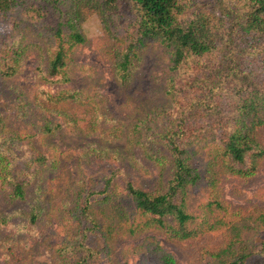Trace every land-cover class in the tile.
Instances as JSON below:
<instances>
[{
	"label": "trees",
	"instance_id": "1",
	"mask_svg": "<svg viewBox=\"0 0 264 264\" xmlns=\"http://www.w3.org/2000/svg\"><path fill=\"white\" fill-rule=\"evenodd\" d=\"M40 1L28 3L24 14L27 24L41 25V34L45 28L53 37L55 50L47 71L50 81L72 80L69 67L74 49L88 42L83 24L92 15L99 17L107 34L105 45L114 76L123 87L135 80L144 51L151 44L166 48L170 55L165 89L170 102L155 113L152 108L156 107L141 108L129 125L119 124L120 118L114 117L110 127L114 136L109 139L125 138L129 145H140L145 157L168 178L150 190L130 180L120 187L116 170H111L99 182L91 179L87 186L85 172L78 168L68 188L65 209L59 210L61 219L71 221L66 226L73 231L57 248L59 257L72 264L76 254L78 260L73 263L91 264L100 251L87 247L85 237L96 229L103 231L104 238L125 227L132 232H163L179 241L219 229L227 241L210 251L213 264H264V239L255 242L256 233L264 229V212L250 221L254 215L222 201L207 203L199 215L189 205L192 188L206 178L203 173L210 174L214 186L218 168L245 178L256 174L264 158V0H217L219 9L209 11L208 4L199 5L197 0H130L133 18L128 27L118 19L121 0ZM17 2L0 0V12L11 11ZM22 54V50L16 51L7 76L20 70ZM204 59L211 65H204ZM190 65L193 75L182 84ZM178 74L180 84L176 82ZM44 92L43 115L59 112L64 104L85 103L84 117L71 109L65 111L71 127L91 133L106 124V119L101 121L108 115L106 98L88 96L86 101L83 90L67 87ZM27 105L23 101L17 111L27 116ZM43 119L44 125H37V130L50 136L68 125L55 115ZM123 127L128 130L127 137ZM20 140L0 106V194L8 201L26 204L21 211L5 215L0 210V217L4 224L17 219L18 225L34 226L41 217L49 219L41 196L47 174L59 169L61 151L54 145L53 158L41 152L20 168L15 156ZM101 149L99 155L107 158L114 153L110 146ZM201 150L208 156L206 168L192 161ZM215 203L221 216L214 215ZM158 243L155 250L161 263L178 264L174 254Z\"/></svg>",
	"mask_w": 264,
	"mask_h": 264
},
{
	"label": "rangeland",
	"instance_id": "2",
	"mask_svg": "<svg viewBox=\"0 0 264 264\" xmlns=\"http://www.w3.org/2000/svg\"><path fill=\"white\" fill-rule=\"evenodd\" d=\"M31 1L33 0H18L11 11L0 12V106L7 115L9 126L21 139L15 146L16 161L20 168L28 163V159L41 152H46L53 158L54 145L61 151L58 152L61 164L58 170L47 174L45 192L41 196V206L47 210L49 219L41 217L38 224L24 226L18 225L17 219H10L8 224H4L0 217V264H67L57 254V248L67 242H63L64 238L73 231L66 226L71 221L61 219L59 210L65 209L66 198L69 197L68 188L78 168L85 172L87 186L91 179L99 182L101 176L111 170H116L120 187H123L124 181L130 180L150 190L168 178L167 173H162L153 161L145 157L140 145H129L123 137L121 140L109 139L114 136L110 130L115 122L114 117L120 118L119 124L129 125V120L141 108L156 107L152 108L155 113L162 111L164 105L170 102L165 94L170 55L166 48L151 44L144 51L135 80L128 87H123L114 76L109 49L105 45L107 34L99 17L92 15L83 24L88 42L74 49L73 62L69 67L72 80L68 83L50 81L47 71L55 50L53 37L45 28L41 34V25L27 24L24 9ZM35 1L41 3L40 0ZM197 1L199 5L208 4V11L210 8L218 10L220 6L217 0ZM132 18L130 0H121L118 19L122 26L128 27ZM26 25L28 29H25ZM20 50L23 51L18 68L20 70L14 76H7L6 71L12 68L16 51ZM203 63L211 65L207 59ZM187 69L189 71L182 84L193 75L191 65ZM183 72L184 68H181V73ZM180 79L178 74L176 82L179 84ZM203 85L206 83H202ZM65 87L83 90L86 101L90 100L89 97L107 99L108 115L101 119H106L102 129L82 133L71 127L65 111L71 109L84 117L87 109L85 103L61 105L60 111L54 114L41 113L44 91H56ZM23 101L28 103L25 108H29L27 116L23 115V111H17ZM29 101L33 104L30 105ZM60 113L62 115H58ZM51 115L68 123L53 136L42 133L36 127H42L46 121L43 118H51ZM122 131L127 137L128 130L123 127ZM262 139L264 141V133ZM105 146L114 150L111 157L99 155L101 148ZM90 147L93 148L92 153L89 152ZM204 151L201 150L192 160L200 168H206L208 162ZM203 177L206 178L194 186L189 195L190 209L195 214L199 215L204 208L207 209L205 205L211 201H222L232 208L241 209L244 214L254 215L249 217L250 221L264 212V158L259 161L256 174L249 177L237 176L222 167L216 171L217 181L214 186L211 185L210 174L203 173ZM25 207V202H11L6 200L4 194H0L2 215L21 211ZM213 211L214 215L221 216L216 203ZM119 222L122 224L121 219ZM102 232L96 229L88 232L85 237L87 247L100 251L91 264H162L155 250L158 242L174 254L178 264H213L209 253L227 241L225 233L219 229L185 241L171 239L163 232L149 229L132 232L121 227L108 233L107 238H104ZM21 233L22 236L18 239ZM261 239H264L262 228L256 233L255 242L259 244ZM77 260L78 256L75 254L73 262Z\"/></svg>",
	"mask_w": 264,
	"mask_h": 264
}]
</instances>
